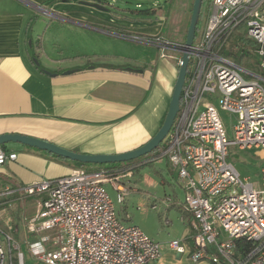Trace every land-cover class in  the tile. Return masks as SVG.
Here are the masks:
<instances>
[{
	"label": "built area",
	"instance_id": "obj_1",
	"mask_svg": "<svg viewBox=\"0 0 264 264\" xmlns=\"http://www.w3.org/2000/svg\"><path fill=\"white\" fill-rule=\"evenodd\" d=\"M243 32L245 40L256 45L259 64L254 73L225 54L229 38ZM122 38L157 47L161 58L180 54L183 47L161 36ZM240 71L253 78L245 80ZM258 76L264 78V0H211L205 26L189 48L178 112L160 150L147 161L165 160L176 172L184 197L180 207L191 218V242L172 240L167 247L177 256L187 253L193 264H264V167L255 188L240 178L228 159V147L264 151V86ZM219 111L235 116L232 140L226 137ZM15 159V153L0 146V167ZM131 175L130 170L74 168L63 177L1 189L0 222L5 232L0 230V264H25L11 220L4 215L7 203H22L28 197H33L36 209L32 215L23 214L20 222L33 260L43 264L159 260L163 245L122 222L107 192L111 188L121 205L127 193L123 178Z\"/></svg>",
	"mask_w": 264,
	"mask_h": 264
},
{
	"label": "crops",
	"instance_id": "obj_2",
	"mask_svg": "<svg viewBox=\"0 0 264 264\" xmlns=\"http://www.w3.org/2000/svg\"><path fill=\"white\" fill-rule=\"evenodd\" d=\"M182 1L181 10L186 11L189 0ZM103 4L0 0V135L34 137L74 153L95 155L135 149L156 134L168 109L181 55L161 58L160 53L149 72L139 65L141 74L125 70L136 66H117V59H124L117 52L123 35L159 36V26L147 21L150 15L136 18ZM188 23L187 13L181 12L177 25L182 42L177 43L184 42ZM1 147L16 154L15 161L0 167L2 189L56 179L73 169L63 159L18 143ZM259 155L264 158V151ZM6 205L12 226V219L19 224L23 212L13 217L16 210L20 212L19 203ZM167 250L177 260L191 263L187 253L177 256ZM31 260L28 257L26 263L32 264Z\"/></svg>",
	"mask_w": 264,
	"mask_h": 264
},
{
	"label": "rangeland",
	"instance_id": "obj_3",
	"mask_svg": "<svg viewBox=\"0 0 264 264\" xmlns=\"http://www.w3.org/2000/svg\"><path fill=\"white\" fill-rule=\"evenodd\" d=\"M97 1L102 3V5L105 3L114 8H119L124 12L131 13L132 15H135L134 17L136 18H141V16H144L145 13H149L151 19H148L147 21L155 22V25L159 26L158 35H163L164 37L173 39V42H182V37L178 35L179 31L177 23L181 12L183 14L187 13L189 20L193 4V0H189V5L186 4L188 6L186 11H182L181 7H183L184 4L182 0ZM117 1L124 3V5H115ZM210 12L211 0H204L195 31L194 43L197 41L200 32L204 28L205 20ZM136 33L141 34L139 32ZM243 34L244 32L242 35L234 33L229 38L225 47V54L229 56L231 60L240 68L254 73V71L258 69L257 65L259 64V59L255 52L256 45L252 42L246 41ZM176 39L181 40L175 41ZM122 41V45L119 46L117 52L119 57L123 56L124 59L118 58L115 62L117 66H136L137 69H141L139 68V65L141 64L140 67H142L146 72H149L150 68L154 69V61L158 59L160 54V50L157 47L125 39ZM242 51H245L246 54L243 55ZM169 54L170 53H168V55ZM36 62H38L37 59H33V63L35 65ZM91 64L92 63H90V65ZM176 67V69H178V65ZM240 74L245 80L253 78L243 71H240ZM260 83L264 86V81L260 80ZM219 116L223 123L227 139L232 140L235 116L222 111H219ZM22 147L36 152L39 151L23 145ZM259 152L260 151L257 150H238L236 147H228V159L233 164L240 178H247L253 183L255 188L259 187V173L264 167V158L259 155ZM63 160L73 169L83 168L90 170L96 168H111L115 166L114 164H80L66 159ZM147 161V158H143L141 162H144V164L137 168H122L123 171L131 170L132 175L127 178H123L127 193L125 194L124 202L121 205L116 203V194L111 188L107 187V192L114 202L116 212L122 222L138 227L149 238L164 246L161 258L157 264H191L185 259L177 260L175 256L167 250V244L172 240H184L187 243L191 242V233L189 230V220L191 218L186 216L180 207V203L183 202L184 197L183 191L178 184L176 172L165 160L156 163ZM1 189L2 188H0V190ZM40 198L43 199V195H41ZM166 198H169L171 201L168 205H163L162 202H164ZM15 203L16 202L9 204L15 205ZM152 205H155L156 209H152ZM19 208L20 212L16 210V212L13 213V217H15L16 214L22 215L21 212H23L26 216L33 214L35 210L33 197H28L24 200V202L19 203ZM6 214H8L10 218V214H12V212L8 209ZM125 214L129 216V220L124 219ZM183 218H185L184 221L182 220ZM12 221L14 223L12 235L21 245V251L24 254V262L27 264L26 262L29 255L26 245L22 240L21 226H19L21 222L19 220V224H17L13 219ZM0 230L5 232L1 222ZM0 242H2V236H0ZM31 261L32 264H43L33 259Z\"/></svg>",
	"mask_w": 264,
	"mask_h": 264
},
{
	"label": "water",
	"instance_id": "obj_4",
	"mask_svg": "<svg viewBox=\"0 0 264 264\" xmlns=\"http://www.w3.org/2000/svg\"><path fill=\"white\" fill-rule=\"evenodd\" d=\"M202 2L203 0H193L185 39L184 42L182 43L183 47L181 50L178 51V53L181 54V64L178 67L177 76L173 86V91L171 94L168 109L161 127L156 132V134L151 139H149L145 144L135 149L126 152L116 153V154L88 155V154L74 153L72 151L61 148L53 143H50L45 140L37 139L34 137H28L19 134H5V135H0V146H5L8 143H18L23 146H27L30 148L37 149L39 151H43L55 155L56 157L62 159L70 160L72 162H78L80 164H94V165L125 163L150 154L153 150L157 149L160 146V144L166 137L167 133L169 132L176 117V114L178 112L181 90L188 64V52L195 37V31L201 11ZM115 5L122 6L124 5V3L117 1ZM92 6L98 10H106L105 7H101L97 4H93ZM36 65H38V62H36ZM125 70L138 74L142 73V70L140 69L125 68ZM45 73L51 75L48 72ZM64 74L68 75L70 74V72L68 71L65 72ZM51 76H55V75H51ZM258 78L264 81V78L259 76Z\"/></svg>",
	"mask_w": 264,
	"mask_h": 264
},
{
	"label": "trees",
	"instance_id": "obj_5",
	"mask_svg": "<svg viewBox=\"0 0 264 264\" xmlns=\"http://www.w3.org/2000/svg\"><path fill=\"white\" fill-rule=\"evenodd\" d=\"M203 2H204V0H203ZM203 2H202V4H203ZM202 7V6H201ZM145 15H150L149 13H145ZM199 18H200V15H199ZM198 21H199V19H198ZM198 24V23H197ZM242 54L243 55H245L246 53H245V51H242ZM258 73L260 74V75H262L259 71H258ZM160 150V146L157 148V149H155V150H153L150 154H148V155H146V156H143V157H141V158H138V159H135V160H132V161H129V162H125V163H117V164H114L115 166H113V167H111V168H107V169H113V170H123L122 168H125V167H134V168H137V167H139V166H142L143 164H144V162H141V160L143 159V158H147V160H149V159H151L155 154H157L158 153V151ZM44 154L45 155H47V156H51V157H53V158H55V159H59V157H56L55 155H52V154H49V153H46V152H44ZM60 159H62V158H60ZM131 171V170H130ZM19 187V186H18Z\"/></svg>",
	"mask_w": 264,
	"mask_h": 264
}]
</instances>
